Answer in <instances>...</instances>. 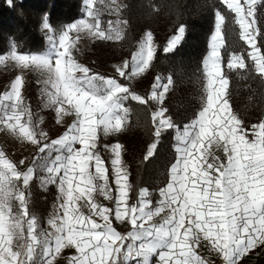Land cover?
<instances>
[{"label":"snow or ice","instance_id":"obj_1","mask_svg":"<svg viewBox=\"0 0 264 264\" xmlns=\"http://www.w3.org/2000/svg\"><path fill=\"white\" fill-rule=\"evenodd\" d=\"M7 2L11 5L12 0ZM96 2L82 0L87 18L62 26L55 36L45 16L42 29L47 47L43 51H20L13 41L10 50L0 54V65L12 62L22 71L32 69L46 76L41 95L45 106L55 111L57 124L74 117L62 135L49 141L40 128L42 118L22 94V75L0 95V130L7 129L21 142L37 148V156L25 169L0 150V264H59L61 259L66 264H216L214 257L222 264H242L249 254L264 253V119L249 129L230 105L229 78L222 69L221 54L226 15L215 12L214 32L203 59L206 84L199 112L182 128L166 116V108L151 113L155 139L144 160L154 156L162 134L169 130L174 132L176 153L169 180L158 190L154 206L147 188L140 189L136 202L130 203L132 185L121 158L122 145H104L112 154L111 171L98 145L103 136L126 130V101L145 105L151 100L162 105L173 80L168 77L167 83H162L157 76L145 99L120 79L93 72L75 58L80 33L100 40L124 38L119 21L116 26L109 21L107 30L101 27ZM220 3L235 14L240 38L251 49L248 59L264 79V51L257 44L264 33L256 18L257 7L264 0ZM185 31L179 26L163 51L173 52ZM71 33L77 34L75 39ZM155 54L149 31L131 60L115 71L131 81L149 70ZM226 67L235 71L248 65L243 55L232 53ZM220 151L223 159L217 155ZM24 163L19 161V165ZM38 165L47 173L41 184L56 185L59 192L47 228L30 212V183ZM95 194L113 206L99 203ZM156 217H161V222L156 223ZM114 221L130 224L131 230L122 234Z\"/></svg>","mask_w":264,"mask_h":264},{"label":"trees","instance_id":"obj_2","mask_svg":"<svg viewBox=\"0 0 264 264\" xmlns=\"http://www.w3.org/2000/svg\"><path fill=\"white\" fill-rule=\"evenodd\" d=\"M83 7L82 0H12L11 5L7 0H0V54H6L13 41L19 46L20 51H43L47 47V39L42 29L43 18L48 17L55 30L53 34L56 35L62 26L73 23L84 15ZM217 10L226 15L225 48L221 49V54L224 58L222 67L229 78L230 103L244 126L250 129L252 124L264 119V79L255 72L252 61L248 59L247 53L250 48L240 38L235 14L228 12L220 0H123L117 18L121 22L124 38L119 41L97 39L89 51L80 58L78 56V60L88 67L89 58H95L102 65L113 64L123 59L130 61L142 35L145 31H150L155 37L156 54L142 81V84L146 85L144 93L141 94L130 81L116 74L89 68L93 72L120 79L145 99L150 96L157 76L161 77L162 83H166L168 77L173 80V85L166 93L161 106L151 100L145 105L132 100L125 102V107L129 109V122L126 130L121 133L120 141L125 150V162L129 166L131 203L138 199L140 189L147 188L157 193L165 186L169 178V168L175 162L172 130L162 134L154 156L147 161L144 160L148 146L155 139L152 135L151 113L158 107L166 108V116L171 117L182 128L201 109L206 84L203 59L209 51ZM106 17L116 18L112 15L103 16V19ZM256 18L257 27L264 33V4L258 5ZM124 21H127L126 25ZM179 26L186 29L182 42L173 52L165 53L163 48L168 39L177 33ZM257 44L264 51V38L258 37ZM232 53L243 55L248 67L243 70H228L227 58ZM14 76L12 72H1L0 86ZM39 102V88L33 80L29 84L27 103L35 114L40 108ZM43 114L48 135L52 140L57 139L66 129L56 123L51 110L44 111ZM104 143L105 139L102 137L98 147L103 156ZM35 152L33 158L37 150ZM32 160L28 166H31ZM30 188L32 200L30 211L45 219L55 200V187L43 191L34 180Z\"/></svg>","mask_w":264,"mask_h":264},{"label":"rangeland","instance_id":"obj_3","mask_svg":"<svg viewBox=\"0 0 264 264\" xmlns=\"http://www.w3.org/2000/svg\"><path fill=\"white\" fill-rule=\"evenodd\" d=\"M122 1L123 0H115V3H113V0H103V2L101 3V0H97L95 7L100 10L101 27L104 28L105 30L108 29V22L109 21H112L114 26L117 25V21H119L117 16L120 13ZM112 15H115L116 18L107 19V17H106V19H103V16H112ZM81 18H87L85 16V13ZM104 22H105V24H104ZM119 27L121 28V22L119 24ZM147 32H149V31L144 32V34L142 35V39L144 38V36ZM52 35H54V34L52 33ZM70 35L73 37V39H75V36L77 34L71 33ZM79 35H80V39L76 42V50H74V52H73V54L77 60H78V56L80 58L82 56V54H84L86 51H89L92 47V44L97 40V39H93V38L89 37L85 33H80ZM113 40L119 41L116 39H113ZM110 41H112V40H110ZM153 44L156 48L155 37H153ZM138 46H139V44H138ZM125 61H127V59H123L121 61L113 62V64H109V65H102L95 58H89L88 59L89 67H91L92 69H95V70H101L103 72H108L110 74H113V73L118 74L115 71L116 67L119 65H122ZM80 63L86 65L82 61ZM1 72H12L16 76L17 75L23 76V78L25 80V85H24V88L22 89V94L24 95L26 101H27V94L29 91L30 82H32L33 80L36 82V84L38 85L39 94H40V102H39L40 108L36 112V115H37V117L42 118L43 123L40 125V128L47 133L46 128H45V121L46 120H45V115L43 114V112L47 109H50V108L45 106V104L43 102L42 95H41V90L45 87L44 84L42 83V81L46 78V76L42 75L38 71H35L32 69H25L22 71L21 69L15 67V65L12 62H6L5 64L0 65V73ZM146 73L143 74L142 76L137 77L135 79H132L130 81L132 83V85H134L139 90V92L141 94L146 91V85L142 84V81L145 79ZM16 76L13 77V80L15 79ZM37 81H41V83H37ZM11 82H9L7 84H2L0 86V95H2L5 91H7L9 89ZM229 102H230V99H229ZM159 106H161V105H159ZM55 119H56V114H55ZM73 119H74V117H65L64 123L59 124V125L64 126L67 129L68 125L71 124ZM128 122H129V119H128ZM120 136H121V133L115 134V135H109L106 137L107 138H114L115 141H119ZM48 137H49V141H50L51 140L50 135H48ZM0 140L2 143V147H3L2 148L3 150L1 149V147H0V150L4 151L5 155L9 159H11L14 163H17L19 168L25 169V167L28 165V162L30 161L32 155L35 153L34 151H35L36 146L31 145V144H27L25 142H21L15 135L10 133L7 129L0 130ZM55 154L56 153L52 154V158H54ZM41 155H46V154H41ZM36 156H37V154H36ZM21 160L25 161L24 165H19V161H21ZM36 170L44 172L43 168H41L39 165L37 166ZM46 175H47V173L45 171V175L42 177H45ZM47 186H44V187H47ZM95 198H98L97 194H95ZM13 203L15 205L16 202H13ZM84 211L87 213L86 209ZM14 244H15V242H14ZM243 264H264V255L261 256V254H260V256L257 259H253V260L248 259Z\"/></svg>","mask_w":264,"mask_h":264},{"label":"crops","instance_id":"obj_4","mask_svg":"<svg viewBox=\"0 0 264 264\" xmlns=\"http://www.w3.org/2000/svg\"><path fill=\"white\" fill-rule=\"evenodd\" d=\"M214 32V31H213ZM212 32V33H213ZM212 35V34H211ZM152 64V63H151ZM222 69H223V67H222ZM148 72V71H147ZM114 74V73H113ZM112 74V75H113ZM116 74V73H115ZM116 75H118V74H116ZM16 76V75H15ZM13 80V78L10 80V81H8V82H6V83H4V84H7V83H9V82H11ZM132 84V83H131ZM230 105H231V103H230ZM52 111L53 112V118L55 119V111L53 110V109H47V110H45V111ZM56 120V119H55ZM61 126V125H60ZM62 127H64V126H62ZM65 129H66V127H64ZM103 138L105 139V143L103 144V147H104V145H109V146H111V145H113V144H116V143H119L120 145H122V149H121V158H122V161H123V163H125V165H127V163L125 162V159H124V152H125V150H124V147H123V144L121 143V141H120V139H119V141H115V139L114 138H107L106 136H103ZM51 139V138H50ZM249 139H251V136H249ZM52 140V139H51ZM0 147H1V149L3 148L2 147V143H1V140H0ZM3 150V149H2ZM37 149L35 148V151H36ZM34 151V152H35ZM36 153V152H35ZM35 153L32 155V157H31V159H30V161L32 160V158L34 157V155H35ZM103 153H104V156H105V158H104V156L102 155V153H101V155H102V157L104 158V160H105V164H106V166H109V170L111 171V168H110V160H111V158H112V154H111V152L108 150V149H106L105 147H104V151H103ZM217 155H219L220 157H221V159H223L224 157H223V153H222V151H220V152H217ZM29 161V162H30ZM29 162H28V164H29ZM28 166V165H27ZM26 166V167H27ZM25 167V168H26ZM127 169H128V172H129V166L127 165ZM45 175V171L43 172V171H39V170H36L35 171V173H34V179L32 180V181H34V180H36L37 181V184H39V186H40V188L43 190V191H47L49 188H51L52 186H54L55 187V193H54V201H53V203H52V205H51V207H50V209H49V211H48V214L46 215V218L45 219H42L40 216H38V215H36V214H34V213H32L31 211V213L32 214H34L37 218H38V222H39V224H40V226L42 227V228H47V220L50 218V216L52 215V214H54L55 213V211H56V209H57V204H58V200H57V197L59 196V192H58V187L56 186V185H48L47 187H44L42 184H41V178H42V176H44ZM129 175H130V172H129ZM168 180H169V178H168ZM32 181H31V183H32ZM31 183H30V186H31ZM110 183H111V181H110ZM129 183H130V181H129ZM131 184V183H130ZM166 186V185H165ZM31 189V188H30ZM150 192V199L153 201V205L155 206V204H156V201L159 199V191H157V193H154V192H152V191H149ZM98 195V194H97ZM129 196H130V193H129ZM96 200L99 202V203H103L105 206H108V207H112L113 206V204H112V202H109V201H107V200H104V198L102 197V196H100V195H98V198H96ZM29 201H30V206H31V202H32V200H31V190H30V195H29ZM130 203H131V197H130ZM56 207V208H55ZM83 210H85V209H83ZM163 215V214H162ZM154 221L156 222V223H159V222H161V217H156V218H154ZM113 226L114 227H116L117 228V230L118 231H120L122 234H126L128 231H130L131 230V225L130 224H127V223H125V224H120L119 222H117V221H114L113 222ZM201 254L202 255H207V253L204 251V250H201ZM260 254H261V256L262 255H264L263 253H261V252H259V251H257V252H254V253H251V254H249L243 261H242V264L246 261V260H248V259H257L259 256H260ZM214 259L216 260V264H222V261L219 259V257H214ZM59 264H66V262H65V260L64 259H61L60 260V262H59ZM131 264H135V262H131Z\"/></svg>","mask_w":264,"mask_h":264}]
</instances>
